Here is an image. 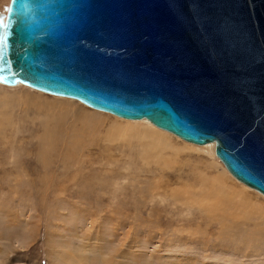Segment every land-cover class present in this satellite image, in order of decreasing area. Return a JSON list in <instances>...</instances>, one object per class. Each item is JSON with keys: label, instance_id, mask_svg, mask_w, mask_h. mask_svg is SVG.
<instances>
[{"label": "rangeland", "instance_id": "374dc122", "mask_svg": "<svg viewBox=\"0 0 264 264\" xmlns=\"http://www.w3.org/2000/svg\"><path fill=\"white\" fill-rule=\"evenodd\" d=\"M123 121L0 84V264H264V196L214 145Z\"/></svg>", "mask_w": 264, "mask_h": 264}, {"label": "water", "instance_id": "95a60500", "mask_svg": "<svg viewBox=\"0 0 264 264\" xmlns=\"http://www.w3.org/2000/svg\"><path fill=\"white\" fill-rule=\"evenodd\" d=\"M0 84L203 145L264 195V0H9Z\"/></svg>", "mask_w": 264, "mask_h": 264}, {"label": "bare ground", "instance_id": "6f19581e", "mask_svg": "<svg viewBox=\"0 0 264 264\" xmlns=\"http://www.w3.org/2000/svg\"><path fill=\"white\" fill-rule=\"evenodd\" d=\"M3 85V84H2ZM34 90V89H33ZM37 91V90H36ZM40 92V91H39ZM52 96H55V95H52ZM57 97H61V96H57ZM62 98H66V97H62ZM68 98V97H67ZM68 99H70V98H68ZM66 102H69L70 104H71V102L70 101H66ZM96 110V109H95ZM100 111V110H99ZM100 112H105V111H100ZM106 113H108V112H106ZM109 114H111V113H109ZM113 115V114H112ZM115 117H117V118H120V119H123V120H128V122L127 121H123V122H125V124H131L130 123V121H142V120H144V122L146 123V122H149L152 126H154L150 121H148V120H146V119H139V120H130V119H125V118H121V117H118V116H116V115H114ZM133 123H138V122H133ZM142 123V122H141ZM148 124V123H147ZM129 126V125H128ZM155 128H157V129H159V130H162V129H160V128H158V127H156V126H154ZM162 131H165V130H162ZM165 132H167V131H165ZM169 133V132H168ZM171 134V133H170ZM176 136V135H175ZM176 137H178V136H176ZM179 138V137H178ZM182 140V139H181ZM184 142H186L185 140H183ZM187 143H189L188 141H187ZM190 144H191V142H190ZM209 144V145H208ZM193 145H196V144H193ZM206 145V146H205ZM214 145V147H215V144H214V141H210V142H207V143H205V144H203V145H196V146H204V147H202V148H204V149H207L208 151H210L211 150V148H212V146ZM215 154V153H214ZM216 156V155H215ZM244 184V183H243ZM245 185V184H244ZM249 187V186H248ZM251 188V187H250ZM253 189V188H252ZM255 190V189H254ZM258 192V191H257ZM260 193V192H259ZM262 196H264L262 193H260Z\"/></svg>", "mask_w": 264, "mask_h": 264}, {"label": "snow or ice", "instance_id": "6c2138e0", "mask_svg": "<svg viewBox=\"0 0 264 264\" xmlns=\"http://www.w3.org/2000/svg\"><path fill=\"white\" fill-rule=\"evenodd\" d=\"M0 25L6 27V25H3V22L2 21H0ZM8 43H9V37L7 35L4 36L3 38H0V44H3L5 50H7ZM0 58H2V57H0Z\"/></svg>", "mask_w": 264, "mask_h": 264}]
</instances>
